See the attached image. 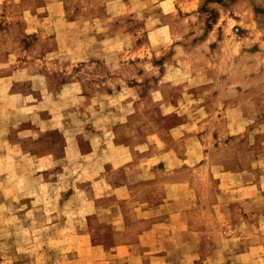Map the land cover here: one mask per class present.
I'll list each match as a JSON object with an SVG mask.
<instances>
[{"label":"rangeland","instance_id":"obj_1","mask_svg":"<svg viewBox=\"0 0 264 264\" xmlns=\"http://www.w3.org/2000/svg\"><path fill=\"white\" fill-rule=\"evenodd\" d=\"M119 243L264 264V0H0V264Z\"/></svg>","mask_w":264,"mask_h":264},{"label":"crops","instance_id":"obj_2","mask_svg":"<svg viewBox=\"0 0 264 264\" xmlns=\"http://www.w3.org/2000/svg\"><path fill=\"white\" fill-rule=\"evenodd\" d=\"M118 228L122 229L123 227L118 226ZM139 245L140 248H136V246L131 244H129L128 246V245H121V243H119L116 246L117 251L114 252L115 254L114 255L111 254L112 257L115 258L114 264H117L116 260L118 261L126 260L128 264H164V261L162 259V256L164 254L162 255L159 252H154L153 250L148 249V243L147 244L139 243ZM133 247H135L134 250L131 249ZM193 252H194L193 250L188 252L187 255L188 259L191 258L195 260L197 258L196 255L193 254ZM167 253H171L173 259L179 258V255L182 254L179 248L177 250L173 248L172 251H169Z\"/></svg>","mask_w":264,"mask_h":264}]
</instances>
